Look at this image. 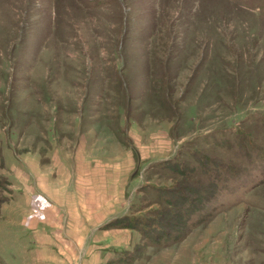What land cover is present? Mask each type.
<instances>
[{
    "label": "rangeland",
    "instance_id": "1",
    "mask_svg": "<svg viewBox=\"0 0 264 264\" xmlns=\"http://www.w3.org/2000/svg\"><path fill=\"white\" fill-rule=\"evenodd\" d=\"M0 264H264V0H0Z\"/></svg>",
    "mask_w": 264,
    "mask_h": 264
},
{
    "label": "trees",
    "instance_id": "2",
    "mask_svg": "<svg viewBox=\"0 0 264 264\" xmlns=\"http://www.w3.org/2000/svg\"><path fill=\"white\" fill-rule=\"evenodd\" d=\"M202 159H204V160H206L207 161V159H206V157H200V158H196L195 159V163L197 164V165H199V166H201L202 165ZM213 189H214V184L212 183L211 185H210V188H209V191L207 192V193H201V192H199V191H195V192H199L200 194H197L196 195V197H195V199L197 200V201H202V199H201V197H199L201 194L202 195H208V193H212L213 192ZM201 191V190H200ZM198 196V197H197ZM178 200H182L181 198H177ZM171 202L169 201L168 202V204H170ZM171 206V205H170ZM184 212V211H183ZM187 214H190L188 211H187ZM127 220H128V218L127 217H125V218H122L121 220H119V222H120V225L121 226H123V227H129V228H134V226L135 225H130L128 222H127Z\"/></svg>",
    "mask_w": 264,
    "mask_h": 264
},
{
    "label": "crops",
    "instance_id": "3",
    "mask_svg": "<svg viewBox=\"0 0 264 264\" xmlns=\"http://www.w3.org/2000/svg\"><path fill=\"white\" fill-rule=\"evenodd\" d=\"M98 228H96V230H97ZM121 238V239H120ZM128 238V236L127 235H124V236H118V235H116L115 236V238L114 239H112L111 241H109V242H106L105 244L107 245L108 243H116V246L117 247H120V245H118L120 242H123V241H125L126 239ZM120 241V242H117V241ZM115 241V242H114ZM100 244V243H99ZM97 248H98V246H96ZM100 249H102L101 247H100ZM99 249V250H100ZM109 252H106L105 254H108Z\"/></svg>",
    "mask_w": 264,
    "mask_h": 264
}]
</instances>
